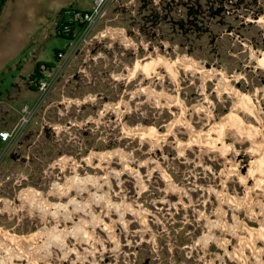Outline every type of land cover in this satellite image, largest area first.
<instances>
[{"label": "rangeland", "instance_id": "374dc122", "mask_svg": "<svg viewBox=\"0 0 264 264\" xmlns=\"http://www.w3.org/2000/svg\"><path fill=\"white\" fill-rule=\"evenodd\" d=\"M142 1L109 2L97 39L74 42L56 75L39 131L0 157V229L19 237L0 233V264H264L262 240L240 242L244 225L264 227V174L248 175L264 156V0L226 2L193 41L150 30ZM69 4L84 9L0 0V100L16 104L13 85L66 48L55 28ZM172 8L173 24L183 11ZM158 57L176 77L162 63L135 69ZM6 110L0 124L13 116ZM230 112L256 134L225 125L222 152L206 140L219 139L213 127Z\"/></svg>", "mask_w": 264, "mask_h": 264}, {"label": "built area", "instance_id": "2783aa9c", "mask_svg": "<svg viewBox=\"0 0 264 264\" xmlns=\"http://www.w3.org/2000/svg\"><path fill=\"white\" fill-rule=\"evenodd\" d=\"M92 5V9H67L60 17L59 31L61 34L69 37H73L72 41H69L68 45L64 49H60L56 52V60L54 66L48 69L45 64L41 65L40 71L43 74V78L39 80L37 84V90L39 92V98L37 102L32 106L22 108L20 117L12 130H0V141L7 144V146L0 151V157H4L9 153L13 144L19 139L20 135L25 131L27 125L38 114L39 109L43 107L47 97L52 91L53 85L57 80V74H60L68 67L70 59L73 57V53L76 51L74 42L82 41L86 42L94 41L97 39L96 35L91 34L96 27L98 21L102 18L103 12L109 2L115 0H85Z\"/></svg>", "mask_w": 264, "mask_h": 264}, {"label": "trees", "instance_id": "16d2710c", "mask_svg": "<svg viewBox=\"0 0 264 264\" xmlns=\"http://www.w3.org/2000/svg\"><path fill=\"white\" fill-rule=\"evenodd\" d=\"M230 0H159V5L155 6L153 0H143L141 11L142 21L153 30L158 25H164L163 32L178 33L184 39H190L191 41L200 39L209 30V21L220 17L226 11V2ZM180 5L183 14L182 17L172 24V11L173 4ZM73 6L64 8L60 13V16L67 9H71ZM59 25V23H58ZM57 25V35L73 40V37L65 36L60 33ZM59 50H55L56 52ZM189 54H193L192 48L188 50ZM41 63H37L34 68V72L31 74L30 79L34 83L32 89L37 90V84L39 80L43 78V74L40 71ZM48 69L54 66V62L45 64Z\"/></svg>", "mask_w": 264, "mask_h": 264}, {"label": "bare ground", "instance_id": "6f19581e", "mask_svg": "<svg viewBox=\"0 0 264 264\" xmlns=\"http://www.w3.org/2000/svg\"><path fill=\"white\" fill-rule=\"evenodd\" d=\"M264 54V53H263ZM262 54V55H263ZM260 61V64L262 65V66H264V56L261 58V59H259ZM178 61V60H177ZM160 63H162L163 65H166V67L170 70V71H172V73H174L173 72V65H174V63L173 62H170V61H168V60H165V59H163V58H160V57H158L157 59H153L152 61H147V62H145V63H135L136 64V66H135V69H138V68H140L142 71H144L145 73H147V74H149V72L150 71H152V70H154L155 69V66H157L158 64H160ZM185 63V62H184ZM186 64V63H185ZM184 64V65H185ZM140 70V71H141ZM174 77H176V74L174 73ZM238 94V93H237ZM238 96H239V101H238V104L240 105V107L242 108V109H244L245 111H247L248 113H250V114H253L254 113V105H252V101H251V98L248 96V95H246V94H238ZM236 98H238L237 96H236ZM237 102V101H236ZM173 104V103H172ZM238 105V106H239ZM183 111H184V109H183ZM222 122V123H221ZM221 122H219L216 126H214L213 127V130H215L218 134V136H219V139H216V137L215 138H212V139H209V141L208 140H206L208 143H211L212 144V148H219V150H221L222 152H226L227 151V149L229 148L225 143H222V146H220V147H217V144H218V142H219V140H220V137L222 136V134L224 133L223 132V129H224V126L225 125H229V127H230V125L231 126H234V128H236L237 129V131L240 133V134H248L249 136H253V135H255L256 134V131L253 129V127L252 126H245L244 125V122L240 119V118H238L237 116H236V114L235 113H233V112H230V113H228L224 118H223V121H221ZM183 123V122H182ZM235 129V130H236ZM211 130V129H210ZM143 131H145L144 133H142V134H147V135H149V136H153L154 137V135H156V130H154V129H152V128H150V127H148L146 130H143ZM212 131V130H211ZM210 131V132H211ZM209 135V134H208ZM200 137V136H199ZM208 137H206V139H207ZM206 141H205V143H206ZM221 142H222V140H221ZM219 146V145H218ZM255 151V150H254ZM260 151H263V153H264V147H262L261 149H260ZM255 172H262L263 174H264V156L261 158V159H259V160H256V161H254L253 163H252V166L250 167V169L248 170V175H250V176H254V174H255ZM239 176V175H238ZM240 177V176H239ZM247 177V176H246ZM256 177V176H255ZM241 179H242V181H241V179H240V181L241 182H244L245 180V176L244 175H242L241 177H240ZM244 180V181H243ZM257 182H258V185L259 184H261L262 183V180H257ZM257 185V184H256ZM263 214H264V210H263V212H262ZM243 229V228H242ZM244 229L248 232V234H249V237H246V238H241V241L240 242H242V244L244 245V246H248V247H250V249L252 248H256L257 246H256V243H257V241L258 240H262L263 242H264V227H262V228H259V229H253V228H249L248 226H246V225H244ZM3 230H1L0 229V233L2 234L1 235V237L4 235V237H6V238H8L9 240H12V241H16V240H18L19 239V237H17V236H15V235H11V234H9L7 231H3ZM21 238V237H20ZM23 239V238H22ZM240 240V239H239ZM21 241V240H20ZM20 244V243H19ZM241 245V244H240ZM241 248V247H240ZM245 248V247H244ZM236 249V248H235ZM259 249V248H258ZM243 250V249H242ZM260 250V249H259ZM241 251V250H240ZM239 251V252H240ZM252 251V250H251ZM253 252H255V251H253ZM258 252H260V251H258ZM257 253V252H256ZM240 254H241V252H240ZM243 254V253H242ZM257 254H260V253H257ZM256 254V255H257ZM261 255V254H260ZM237 256H238V254H237ZM244 256V255H243ZM240 257V256H239ZM242 258H244V257H242ZM241 260V259H240Z\"/></svg>", "mask_w": 264, "mask_h": 264}, {"label": "crops", "instance_id": "0c3cea01", "mask_svg": "<svg viewBox=\"0 0 264 264\" xmlns=\"http://www.w3.org/2000/svg\"><path fill=\"white\" fill-rule=\"evenodd\" d=\"M77 1L79 2V4L81 6H83L84 9H92L91 3H89L85 0H77ZM68 2L70 3L71 0H68ZM69 6H72V5L69 4ZM69 6L62 7L58 11V14L60 15L62 10L64 8L69 7ZM57 25H58V23H57ZM57 25L55 28L56 33H57ZM55 60H56V57H55ZM33 72H34V69H33ZM33 86H34V83L30 79V77L26 78V79H22V81H20V84L16 83L15 85H13V89H14L13 91H15L17 94V96L15 97L16 104L9 102V101L5 102L3 100H0V104L5 105V108L7 110L9 109L11 111V114L13 115L12 118H7L6 122L0 124V130H12L19 120L20 112H21L22 108L27 107V106H32L37 102V100L39 98V92H38V90L32 89ZM33 93H34V95H33ZM7 110L4 111V113L10 112V111L8 112ZM35 117H33V119L27 125L25 131L20 135L21 138L28 133L31 134V133H35V132L39 131L38 126H36L38 124V122L35 119ZM6 146H7V144L0 141V151L3 150Z\"/></svg>", "mask_w": 264, "mask_h": 264}]
</instances>
